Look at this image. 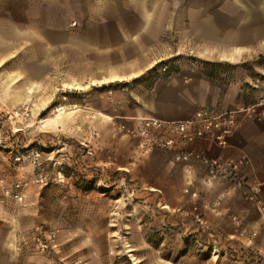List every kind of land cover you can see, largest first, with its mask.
<instances>
[{
    "label": "rangeland",
    "instance_id": "1",
    "mask_svg": "<svg viewBox=\"0 0 264 264\" xmlns=\"http://www.w3.org/2000/svg\"><path fill=\"white\" fill-rule=\"evenodd\" d=\"M257 6L0 0V212L7 206L24 228L15 246L49 264L88 252L116 264L171 255L148 224L164 211L149 186L164 183L173 156L141 151L117 126L209 108L235 113L232 136L243 120L251 121L243 135L256 134L264 122ZM113 72L130 76L101 83Z\"/></svg>",
    "mask_w": 264,
    "mask_h": 264
},
{
    "label": "crops",
    "instance_id": "2",
    "mask_svg": "<svg viewBox=\"0 0 264 264\" xmlns=\"http://www.w3.org/2000/svg\"><path fill=\"white\" fill-rule=\"evenodd\" d=\"M257 3V41L264 48V0H257ZM129 76L124 75V78ZM124 78L113 72L101 83L121 82ZM148 118L166 120L155 116ZM177 118V114H171L167 121ZM250 122L241 121L240 135L237 133L231 136L226 147H219L212 140H201L195 145L187 146L186 150H198L210 157L248 156L252 166L244 168V178L249 183L260 184L264 197V122H258L256 134L243 135L242 132ZM134 141L140 150H145L140 141ZM155 149L158 148L145 150V153H151ZM180 149L181 147L163 150L173 156V161L165 168L164 183L149 186L153 196L161 197L159 204L164 211L159 219L147 223L160 228L162 234L159 241L166 244L167 252L172 253L165 254V257L163 254V261H160L161 257L153 250L149 264H216L217 258L220 259L219 264H258V258L264 259V216L246 199L245 190L237 189L223 179L210 178L206 166L198 159L177 161L175 155ZM174 195L175 198L172 197ZM8 210L7 206H1L3 221H0V264H49L40 255L25 250V244L15 246L16 239L18 243L23 241L24 228L17 223V215L12 216ZM170 243L172 245L169 246ZM165 251L162 249V253H167ZM69 262L116 264L117 258L104 253L88 252L80 253Z\"/></svg>",
    "mask_w": 264,
    "mask_h": 264
},
{
    "label": "built area",
    "instance_id": "3",
    "mask_svg": "<svg viewBox=\"0 0 264 264\" xmlns=\"http://www.w3.org/2000/svg\"><path fill=\"white\" fill-rule=\"evenodd\" d=\"M236 126L235 113H216L209 108L198 109L186 120L167 121L155 118H143L133 124H119L117 130L126 136L138 140L146 150L154 148L174 150L181 147L175 155L177 161L188 162L196 158L207 168V174L212 179H223L237 189L246 191V199L253 203L264 216V197L262 186L258 183H249L244 178V168L251 167L252 162L248 156L239 158L210 157L204 153L186 147L195 145L201 140H212L219 147H226ZM15 199L22 201L23 195L15 194ZM46 249L47 244H40ZM264 264V259H257Z\"/></svg>",
    "mask_w": 264,
    "mask_h": 264
}]
</instances>
